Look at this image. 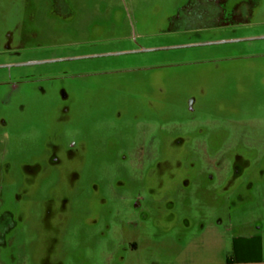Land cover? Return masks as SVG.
Segmentation results:
<instances>
[{"label":"rangeland","instance_id":"374dc122","mask_svg":"<svg viewBox=\"0 0 264 264\" xmlns=\"http://www.w3.org/2000/svg\"><path fill=\"white\" fill-rule=\"evenodd\" d=\"M68 1L0 0V264L264 260V0Z\"/></svg>","mask_w":264,"mask_h":264},{"label":"flooded vegetation","instance_id":"af4514ba","mask_svg":"<svg viewBox=\"0 0 264 264\" xmlns=\"http://www.w3.org/2000/svg\"><path fill=\"white\" fill-rule=\"evenodd\" d=\"M52 5L55 7L57 3L61 4H68V0H51ZM238 2L244 3L245 6H243V9H240V7L237 5H232L231 7L228 5L227 0H194L193 2V10L194 13L198 16H204V17H210L211 19L213 18L214 20L217 18H224L226 16H238V15H249L252 16L255 8H254V0H250L249 4H246L245 1L239 0ZM66 11H71L70 8L66 9ZM217 26H224V24H219ZM264 38V37H263ZM221 41H216V42H199L198 44H193L189 46H207L211 44H218ZM225 42V41H222ZM139 50L141 51H146L147 49H144L139 47ZM9 216L8 214H5L4 216H0V232L8 228L9 226L6 224L9 222Z\"/></svg>","mask_w":264,"mask_h":264},{"label":"crops","instance_id":"0c3cea01","mask_svg":"<svg viewBox=\"0 0 264 264\" xmlns=\"http://www.w3.org/2000/svg\"><path fill=\"white\" fill-rule=\"evenodd\" d=\"M245 243V234L239 233L232 236V249L230 254L211 259L210 261H189L180 264H264V260L253 256L250 247Z\"/></svg>","mask_w":264,"mask_h":264},{"label":"water","instance_id":"95a60500","mask_svg":"<svg viewBox=\"0 0 264 264\" xmlns=\"http://www.w3.org/2000/svg\"><path fill=\"white\" fill-rule=\"evenodd\" d=\"M263 38V37H262Z\"/></svg>","mask_w":264,"mask_h":264}]
</instances>
